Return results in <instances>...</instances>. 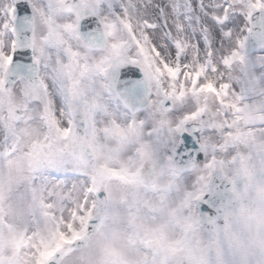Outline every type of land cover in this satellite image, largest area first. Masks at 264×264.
Wrapping results in <instances>:
<instances>
[{
    "label": "snow or ice",
    "instance_id": "snow-or-ice-1",
    "mask_svg": "<svg viewBox=\"0 0 264 264\" xmlns=\"http://www.w3.org/2000/svg\"><path fill=\"white\" fill-rule=\"evenodd\" d=\"M32 6L48 74L18 89L5 73L25 54L6 37L28 5L0 7V264H264V87H237L249 36L228 47L230 21L264 0ZM121 68L144 78L122 92ZM189 129L204 154L191 169L175 159L196 146L179 139Z\"/></svg>",
    "mask_w": 264,
    "mask_h": 264
},
{
    "label": "water",
    "instance_id": "water-1",
    "mask_svg": "<svg viewBox=\"0 0 264 264\" xmlns=\"http://www.w3.org/2000/svg\"><path fill=\"white\" fill-rule=\"evenodd\" d=\"M16 4L24 3L26 5V0H15ZM16 33L14 34V39L18 44L17 52L24 53L16 59H14L13 65L9 68V74H7L8 86L11 87L16 82V80L25 76L30 80L34 81L38 79V69L33 65L32 62V48L30 47L32 39V30H33V18L31 11L28 7V11L23 15H18V18L15 22ZM250 28L252 29L251 35H249L247 43V54L256 52L260 48H264V13L257 12L250 23ZM98 30V21L95 16L91 14H85L84 19L80 23V33L85 38L88 39L92 36H95ZM126 68H121L117 73L118 78V88L120 91L132 90L133 86L137 81L143 80V74L141 71L136 68L135 71L138 73L136 77H126L123 73L126 71ZM146 95V90L144 88H136L134 94V101L137 102V106H140V102H146L144 97ZM198 133L192 131L191 129L188 132L181 134V137L184 139L185 136H188L193 143L196 144L195 147H185L183 144L178 151V156L176 161L178 165L182 168L191 169L193 164H197L201 158L202 152L199 150Z\"/></svg>",
    "mask_w": 264,
    "mask_h": 264
},
{
    "label": "rangeland",
    "instance_id": "rangeland-1",
    "mask_svg": "<svg viewBox=\"0 0 264 264\" xmlns=\"http://www.w3.org/2000/svg\"><path fill=\"white\" fill-rule=\"evenodd\" d=\"M29 2L32 6L33 0H29ZM6 3H12V0H0V7L4 6ZM34 3L37 7L47 9V0H34ZM32 9L34 11L33 6H32ZM62 19H67V17L66 16L62 17ZM4 22L5 20L2 17H0V27H2V24ZM246 27L248 28V21L243 16H240L234 21H230L229 30L233 31V39L228 41V47L232 46L235 38L241 37V36H247L248 32L245 30ZM9 37H10V40H8ZM10 41H13V38L11 36V33L10 34L8 33L6 37V43L10 44ZM48 51L50 54H54V50L49 49ZM39 68H40L39 77L46 76L48 74L47 70H45L42 66H39ZM236 75L240 76L241 78L240 82L237 85L238 88H247L249 86L250 80L253 78L259 79L260 86L264 87V50H260L257 54L247 57V75L240 73V72H237ZM25 81H26L25 79L19 80L16 83V85L12 87V89L20 88ZM249 98L255 99V97H253L251 93H249ZM167 143L170 145V147L173 146L172 141L170 139L167 141ZM68 175L70 176L71 174L69 173ZM58 178L63 179L65 177L61 175ZM193 178L194 177L192 174L183 176L182 181H181L182 185L185 187L190 186Z\"/></svg>",
    "mask_w": 264,
    "mask_h": 264
}]
</instances>
